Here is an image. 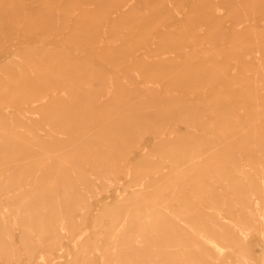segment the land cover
Masks as SVG:
<instances>
[{"label": "rangeland", "instance_id": "rangeland-1", "mask_svg": "<svg viewBox=\"0 0 264 264\" xmlns=\"http://www.w3.org/2000/svg\"><path fill=\"white\" fill-rule=\"evenodd\" d=\"M0 264H264V0H0Z\"/></svg>", "mask_w": 264, "mask_h": 264}, {"label": "bare ground", "instance_id": "bare-ground-1", "mask_svg": "<svg viewBox=\"0 0 264 264\" xmlns=\"http://www.w3.org/2000/svg\"><path fill=\"white\" fill-rule=\"evenodd\" d=\"M251 211V210H250ZM251 214H252V212H251ZM210 243V242H209Z\"/></svg>", "mask_w": 264, "mask_h": 264}]
</instances>
